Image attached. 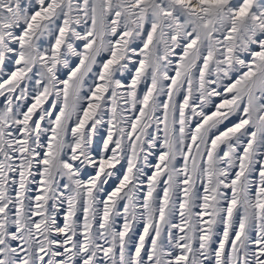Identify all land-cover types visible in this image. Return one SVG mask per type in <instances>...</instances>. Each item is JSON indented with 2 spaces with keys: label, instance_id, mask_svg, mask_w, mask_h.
Wrapping results in <instances>:
<instances>
[{
  "label": "snow or ice",
  "instance_id": "6c2138e0",
  "mask_svg": "<svg viewBox=\"0 0 264 264\" xmlns=\"http://www.w3.org/2000/svg\"><path fill=\"white\" fill-rule=\"evenodd\" d=\"M0 264H264V0H0Z\"/></svg>",
  "mask_w": 264,
  "mask_h": 264
}]
</instances>
